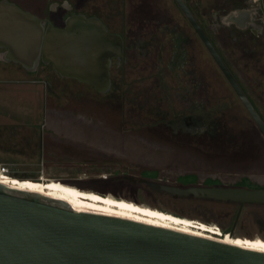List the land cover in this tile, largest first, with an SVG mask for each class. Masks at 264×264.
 <instances>
[{"label":"rangeland","instance_id":"obj_1","mask_svg":"<svg viewBox=\"0 0 264 264\" xmlns=\"http://www.w3.org/2000/svg\"><path fill=\"white\" fill-rule=\"evenodd\" d=\"M164 1L180 19L171 2ZM194 57L202 67L203 75L205 72L209 78L212 92L215 95L226 94L231 103L225 115L228 132L238 134L239 129L248 127L253 130L251 125L257 127L206 53L197 47L194 48ZM28 77L30 73L18 63L0 60V163H9L12 176L5 180L6 183L22 186L17 184L16 177L21 179L20 175H23L30 178L24 187L32 188L37 187V180H45V190L64 193L71 199L116 215L264 250V207H240L237 202L192 195L176 194L174 197V193L159 187L160 184L232 186L238 181L242 185L239 187L264 189V169H258L261 166L256 167L247 161L243 163L247 164L245 169L241 167V172L232 173L220 165H205L191 152L181 148L152 145L145 139L143 130L132 128L152 120L149 113L125 112L123 123L120 117L115 119L108 114L115 112L118 115V104L109 103L104 94L88 83L50 74L47 76L52 86L50 93L42 82L23 86L21 82ZM36 89L40 92L37 93ZM195 118L189 128L179 123L178 131L189 133L178 132L176 126L166 131L174 135V139L189 141L205 152L227 153L232 148L228 145L232 139H226L224 135L201 133L200 122ZM121 124L124 129H121ZM35 126L36 141L32 131ZM29 135L34 141L28 146V142L20 139ZM261 137L264 138L263 135ZM13 143L18 147H11ZM146 167L149 170H144ZM111 173H135L146 178L140 183L150 191L151 197L156 196L153 202L157 199L162 207L186 218L118 199L111 194L77 191L62 183L88 186L90 178H105ZM118 190L121 194L133 195L127 186Z\"/></svg>","mask_w":264,"mask_h":264},{"label":"flooded vegetation","instance_id":"obj_2","mask_svg":"<svg viewBox=\"0 0 264 264\" xmlns=\"http://www.w3.org/2000/svg\"><path fill=\"white\" fill-rule=\"evenodd\" d=\"M169 1L183 22L164 0H0V12L20 10L58 29H65L71 20L99 21L109 35L120 38L121 44L120 53L110 57L108 89L101 92L88 83L109 103L118 104V115L108 112L109 116H118L123 122L125 112L149 113L152 120L132 128L143 130L152 145L189 148L195 145L174 139L166 130L176 126L178 131L179 123L192 127L193 118L200 114L195 119L200 122L201 133L221 137L228 130L225 115L231 108L226 94L212 92L209 78L205 72L204 77L194 57V48L206 53L244 112L249 111L177 1ZM182 1L254 110L264 112L251 102L255 99L264 104V90L259 99L254 91L258 84L264 85V0ZM5 51L0 47V60L7 62ZM50 74L60 76L51 62L40 60L30 76L43 75L46 90L52 93L47 78ZM250 83L254 90L248 88ZM247 94L253 98L250 100ZM30 143L33 140L28 146ZM228 145L238 148L237 142ZM12 146L18 147L16 143Z\"/></svg>","mask_w":264,"mask_h":264},{"label":"water","instance_id":"obj_3","mask_svg":"<svg viewBox=\"0 0 264 264\" xmlns=\"http://www.w3.org/2000/svg\"><path fill=\"white\" fill-rule=\"evenodd\" d=\"M264 136L254 110L182 0H176ZM10 15V16H9ZM120 38L97 20L68 21L65 29L18 11L0 12V47L8 60L33 71L51 62L60 76L109 87L110 57ZM177 195L264 204V189L160 184ZM230 235V234H229ZM231 236V235H230ZM0 264H264V250L118 216L77 211L65 200L0 183Z\"/></svg>","mask_w":264,"mask_h":264},{"label":"trees","instance_id":"obj_4","mask_svg":"<svg viewBox=\"0 0 264 264\" xmlns=\"http://www.w3.org/2000/svg\"><path fill=\"white\" fill-rule=\"evenodd\" d=\"M247 85H248V88H251V90L252 89L254 90V87L251 83ZM257 86H258V89L254 91H256V93L258 94L257 99H259L262 95L261 91L264 90L263 89L264 85L258 84ZM253 94H255V92H253ZM247 95L249 96L250 100L251 98H253L249 94ZM254 100H251V102L258 111H259V108H264V104L261 101H257V100L254 101ZM257 113L259 114V116L264 122V112H257ZM251 126L253 130L246 127L242 130L239 129L238 134H232V132H228V130H226V132L223 134L226 137V139L227 138L231 139L232 137V140H230L231 141L230 143L237 142V145H238V148H235L232 146V148H230L227 153H220V152L219 153H209V152H205L204 150L196 146L189 147V148L181 147V149L183 151L191 152L197 159H199L198 160L199 162L204 163L205 165L206 164L220 165L222 168H225L226 170L232 173L241 172V167L245 169L247 167L246 166L247 164H243V163L247 161H250L249 163H253V165H255L256 167L261 166V168L259 167L258 169L263 170L264 169V146H262V144H264V138L261 137L262 133L260 132L258 127L256 126L254 127L253 125ZM35 128L36 126L33 127L32 131H33L34 140L36 141ZM25 138L26 137L24 136L22 139H20V141L22 140L24 142L26 141L29 143L30 140H33L30 135L28 136V138L26 139ZM167 142L169 141L167 140ZM144 170H149V168L146 167V169ZM20 176H21V179H26V180H19L18 178H16L18 182L17 184L24 186L25 184L28 183L27 181L30 178L28 176H23V175H20ZM144 179L146 178L140 177L139 175L135 173H117V174L111 173V174H108L105 178H102V177L90 178V180L87 181L88 183H90L88 184V186H85V185L79 186V185L72 184L69 182H62V183L68 186L74 187V189L77 191L78 190L93 191V192H97L102 195L111 194L118 199H125L128 201L134 202L136 204H139L141 206L155 208L162 212L170 213V214H173L179 217H184L183 215H181L180 213L174 210H167V208L162 207V204L158 202L157 199L155 202H153V199L155 200L156 196L153 195L151 197L149 195L150 191L146 189V186H143L140 183V181ZM213 185H220V184H212L210 186H213ZM126 186L129 187V189L133 192L132 196H127L119 192L118 190L119 188L126 187ZM232 186H242V185L240 184V182L236 181V185L233 184ZM148 187H151V186H148ZM161 193L163 194L162 191ZM173 196L176 197L177 195L173 194ZM244 205H257L260 207H264V204L247 203ZM232 237H238V236L234 235Z\"/></svg>","mask_w":264,"mask_h":264},{"label":"bare ground","instance_id":"obj_5","mask_svg":"<svg viewBox=\"0 0 264 264\" xmlns=\"http://www.w3.org/2000/svg\"><path fill=\"white\" fill-rule=\"evenodd\" d=\"M7 55H8V53H7ZM10 178H12V176H1L0 175V183H2V184H11V183H6V181L9 180ZM19 180H23V179H19ZM44 183H45V180H37V187H32V188H27V189H30V190H33V191H37V192H42V193L47 194L49 196H52L54 198L63 199L65 201H67L72 206V208H74L77 211H85V212L106 214V215H112V216H118V217H121V218H126V219H129V220H134V219H130V217H124V216L116 215V214H113L112 212L100 209L98 207H94V206H91V205H86V204H84V203H82L80 201L75 200L74 198L71 199V198H69L67 196H64V193L60 194V193H57L58 191L54 192V191H50V190L49 191L45 190ZM13 186H16V188H26L24 186H17L16 184H13ZM135 221H137V220H135ZM144 223H146V222H144ZM148 224H150V223H148ZM156 226H159V225H156ZM160 227H162V226H160Z\"/></svg>","mask_w":264,"mask_h":264},{"label":"crops","instance_id":"obj_6","mask_svg":"<svg viewBox=\"0 0 264 264\" xmlns=\"http://www.w3.org/2000/svg\"><path fill=\"white\" fill-rule=\"evenodd\" d=\"M7 62H14V63H18L23 69H25L27 72H29V73H34L36 70H37V68L35 69V70H33V71H29V70H27L26 68H24L19 62H16V61H12V60H8ZM38 77H36V78H32V76H30V77H28L24 82H21V84L23 85H30V84H37V83H40V82H42L43 83V85H44V82H43V80H44V76L43 75H37ZM35 80H37V81H35ZM30 81V82H29ZM23 85V86H24ZM34 89H35V87H34ZM36 92L37 93H39L40 92V90H38V89H36Z\"/></svg>","mask_w":264,"mask_h":264},{"label":"built area","instance_id":"obj_7","mask_svg":"<svg viewBox=\"0 0 264 264\" xmlns=\"http://www.w3.org/2000/svg\"><path fill=\"white\" fill-rule=\"evenodd\" d=\"M8 162L0 163V175L1 176H11L10 175V167Z\"/></svg>","mask_w":264,"mask_h":264}]
</instances>
